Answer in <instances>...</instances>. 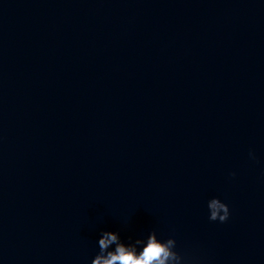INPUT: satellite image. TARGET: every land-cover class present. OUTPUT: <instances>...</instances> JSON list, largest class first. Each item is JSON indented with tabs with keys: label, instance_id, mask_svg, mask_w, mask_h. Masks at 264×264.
I'll list each match as a JSON object with an SVG mask.
<instances>
[{
	"label": "clouds",
	"instance_id": "9594fccd",
	"mask_svg": "<svg viewBox=\"0 0 264 264\" xmlns=\"http://www.w3.org/2000/svg\"><path fill=\"white\" fill-rule=\"evenodd\" d=\"M249 156L255 159L254 153L250 152ZM207 206L211 221L226 222L229 219V207L219 198H212ZM138 246H141L139 251ZM98 247L99 252L91 264H183V257L175 251L176 240L171 237L160 240L155 231L147 236L146 241L138 238L128 243L122 241L119 233L104 231Z\"/></svg>",
	"mask_w": 264,
	"mask_h": 264
}]
</instances>
